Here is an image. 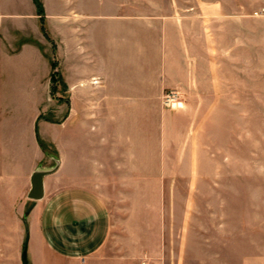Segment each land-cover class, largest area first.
I'll return each instance as SVG.
<instances>
[{
  "label": "crops",
  "instance_id": "0c3cea01",
  "mask_svg": "<svg viewBox=\"0 0 264 264\" xmlns=\"http://www.w3.org/2000/svg\"><path fill=\"white\" fill-rule=\"evenodd\" d=\"M251 110L264 0H0V217H30L31 264H264V199L241 187ZM193 175L217 217H192Z\"/></svg>",
  "mask_w": 264,
  "mask_h": 264
},
{
  "label": "rangeland",
  "instance_id": "374dc122",
  "mask_svg": "<svg viewBox=\"0 0 264 264\" xmlns=\"http://www.w3.org/2000/svg\"><path fill=\"white\" fill-rule=\"evenodd\" d=\"M168 92H177L178 95L174 96L172 99V103L166 104L165 102V94ZM163 104L171 109H176L177 107H183V105H179L177 103L184 101V97L180 90L178 89H169L167 90L162 97ZM177 102L174 103L173 102ZM248 122L250 124H248ZM248 130L251 131V139L248 140L247 137H242L241 141V187L244 189V192H247V186L251 184L252 188L259 189L261 196L260 199L263 201L264 199V110H251V111H242V135ZM193 185L198 186V190L193 191L194 199H195V207L192 217H217L216 216V192L212 190L207 184L201 180V177L198 175H193L191 178ZM178 181L180 182V187L177 190L178 203L177 205V219H180L182 215V206L183 199L186 196L187 192L186 185L190 181L189 176H180L178 177ZM227 181L226 183L230 182ZM200 188V189H199ZM229 202H232L231 194L228 196ZM31 207L26 209V213L28 214ZM230 210L232 207L230 206ZM257 210V209H256ZM230 217H232L230 215ZM120 217H118L119 219ZM207 222L199 221L195 222L194 225L200 227V225H206ZM210 224V223H209ZM180 221L177 220L176 227L180 228ZM29 229H30V217H0V246L6 248L8 252L0 255V264H15L18 262V256L14 250H16V244H18V238L21 237V234H24V242L22 243V252L24 253V247H26V259L30 262L28 257V238H29ZM21 239V238H20ZM179 240V239H178ZM116 241V238H114ZM196 242V239L193 240ZM215 245V239H213ZM26 244V246H24ZM107 247L105 251L108 253L118 252L120 249L118 245L115 246V242L113 245ZM114 247V248H113ZM114 249V250H113ZM22 253V254H23ZM197 256V255H193ZM201 256V255H198ZM181 255L178 256V260H180ZM24 262V258H23Z\"/></svg>",
  "mask_w": 264,
  "mask_h": 264
},
{
  "label": "water",
  "instance_id": "95a60500",
  "mask_svg": "<svg viewBox=\"0 0 264 264\" xmlns=\"http://www.w3.org/2000/svg\"><path fill=\"white\" fill-rule=\"evenodd\" d=\"M56 166L38 168L36 169L31 177V189L28 193V197L31 199H41L45 193L44 178L47 174L55 171ZM24 264H31L29 261Z\"/></svg>",
  "mask_w": 264,
  "mask_h": 264
},
{
  "label": "built area",
  "instance_id": "2783aa9c",
  "mask_svg": "<svg viewBox=\"0 0 264 264\" xmlns=\"http://www.w3.org/2000/svg\"><path fill=\"white\" fill-rule=\"evenodd\" d=\"M178 95V93L177 92H168V93H166L165 94V102H166V104H168L169 102L170 103H172L171 101L173 100L172 98L174 97V96H177ZM179 102V101H178ZM174 103H177V102H173V104Z\"/></svg>",
  "mask_w": 264,
  "mask_h": 264
},
{
  "label": "trees",
  "instance_id": "16d2710c",
  "mask_svg": "<svg viewBox=\"0 0 264 264\" xmlns=\"http://www.w3.org/2000/svg\"><path fill=\"white\" fill-rule=\"evenodd\" d=\"M24 246H26V244ZM23 258H24V262H26L27 261V259H26V247H24Z\"/></svg>",
  "mask_w": 264,
  "mask_h": 264
},
{
  "label": "bare ground",
  "instance_id": "6f19581e",
  "mask_svg": "<svg viewBox=\"0 0 264 264\" xmlns=\"http://www.w3.org/2000/svg\"><path fill=\"white\" fill-rule=\"evenodd\" d=\"M177 102H178V101H177ZM177 104H179V105H181V106L183 105V103H182V102H179V103H177Z\"/></svg>",
  "mask_w": 264,
  "mask_h": 264
}]
</instances>
